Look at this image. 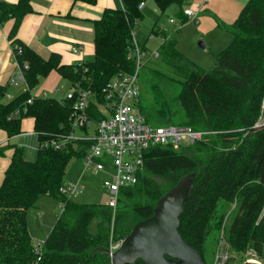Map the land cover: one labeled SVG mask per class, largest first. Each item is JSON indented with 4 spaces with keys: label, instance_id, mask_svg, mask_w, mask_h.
<instances>
[{
    "label": "trees",
    "instance_id": "16d2710c",
    "mask_svg": "<svg viewBox=\"0 0 264 264\" xmlns=\"http://www.w3.org/2000/svg\"><path fill=\"white\" fill-rule=\"evenodd\" d=\"M78 1L95 4L97 0ZM119 1L120 5L106 6L99 17L91 18L93 57L62 63L57 52L50 51L43 57L16 36L24 15L34 11L31 0H0V27L12 19L7 36L26 86L4 100L8 82L0 83V128L8 137L21 132L24 117H32L39 142L70 133L75 96L56 98L31 93L39 78L52 70L70 87L89 89L93 98L88 112L95 120L101 117L96 102L103 100L106 83L113 75L134 69L127 50L132 44L131 31L143 16L138 8L143 0ZM153 1L163 11L170 3L181 5L185 0ZM182 15L187 17L183 9ZM226 29L232 38L213 55L209 70L183 55L170 35L159 45L158 59L173 75L148 71L153 101L142 102L141 89L140 111L145 120L215 132L178 149L171 145L148 147L137 181L119 189L114 209L105 203L77 202L58 190L68 162L83 154L88 141L79 151L74 140L59 148L46 145L37 149L33 159L26 158L22 146L10 143L13 153L0 183V264H111L105 252L110 243L122 239L137 221L151 215L157 198L192 171H196L193 187L179 216L182 237L203 259L206 238L223 222V203L235 201L237 211L228 228L230 247L240 252L252 245L261 252L264 124L254 123L264 111V0H245ZM150 31L165 35L158 28ZM42 195L56 198L61 210L38 246L31 241L26 212ZM93 219L95 229L90 231ZM243 260L244 256L235 264Z\"/></svg>",
    "mask_w": 264,
    "mask_h": 264
},
{
    "label": "built area",
    "instance_id": "2783aa9c",
    "mask_svg": "<svg viewBox=\"0 0 264 264\" xmlns=\"http://www.w3.org/2000/svg\"><path fill=\"white\" fill-rule=\"evenodd\" d=\"M143 1L138 3L141 9ZM183 13L191 19L195 18V11L186 7ZM174 22L173 18H169ZM131 31L132 44L127 50V57L131 58L134 69L131 72H122L113 75L103 91V100L96 102V109L101 113L98 119L92 118L88 112L90 100L93 94L89 89L72 86L66 92L63 98H72L73 110L70 116L71 131L67 135L58 138H52L49 141L38 143V148L51 145L59 148L65 145L69 140L77 142L88 141L86 149L81 157L80 172L76 179H64L58 190L68 198H74L81 192V179L88 170L103 174L100 180L101 188L107 194L105 204L112 209L115 208L119 189L137 181L138 173L143 170L144 151L153 145H171L178 149L183 144L193 143L204 139L214 130L195 129L189 125L166 123L152 124L145 120L140 111L141 85L139 82L140 68L146 59L159 56V46L147 52L133 37ZM148 37L159 40V45L169 37L164 34H154L149 31ZM73 51H77L78 46H72ZM12 59L15 63L14 77L10 79V84L20 85L25 89L22 72L18 67L13 54ZM31 98L27 99L30 102ZM17 114V111L15 112ZM262 114V113H261ZM259 115L254 126L264 124V119ZM81 129L82 133H75V129ZM121 240V239H120ZM120 240L111 242L109 249L117 247ZM222 242L221 251L216 255L215 264H227L228 243L223 234L220 236ZM40 246L41 244H36ZM256 249L249 247L245 250L243 261H254L262 263L259 255H256Z\"/></svg>",
    "mask_w": 264,
    "mask_h": 264
},
{
    "label": "rangeland",
    "instance_id": "374dc122",
    "mask_svg": "<svg viewBox=\"0 0 264 264\" xmlns=\"http://www.w3.org/2000/svg\"><path fill=\"white\" fill-rule=\"evenodd\" d=\"M244 2L245 0H185L181 5L176 2L170 3L163 11H160L153 0H143L144 6L141 10L143 16L133 27V37L140 45L145 46L147 52L152 51L159 46V40L157 38H149L148 33L152 28H158L175 40L177 49L183 55L200 65L203 69L209 70L214 64L213 55L230 42L232 34L226 29V25L231 23L236 17ZM114 4H118V0H114ZM186 7L196 12L194 19L188 16L185 18L182 15V9ZM169 18H173L174 22H170ZM201 43H203V46ZM151 69H156L160 74L173 75L171 69L164 65L158 59V56L146 59L139 73V82L143 90L142 102L146 104H151L153 101L149 87L151 80L148 77V71ZM41 79L42 77L39 78V81ZM59 86L61 88L54 93L55 95L48 93V96L57 97L66 90L65 85L60 83ZM62 88L65 89L62 90ZM167 93L169 92L167 91ZM261 117L264 119V111ZM78 130L80 131L81 129H75L77 134ZM34 136L23 135L19 142V145L24 148L25 154L27 153L30 159L35 157L38 149L39 141L36 138V133H34ZM27 146H33V149H28ZM84 146L85 144L82 143L83 149ZM74 147L78 148L79 151L80 145L74 144ZM71 166L72 163L69 162L65 171L67 180L78 178L80 172V167L77 173H74V170H69ZM102 177L103 174L99 172L95 173L92 170L85 172L84 177L81 179V192L72 199L83 203H105L107 194L100 186ZM155 179L159 180L156 177ZM60 210L59 201L47 195L39 197L35 204L27 209L26 222L34 245L43 243L50 226L53 225ZM221 211L224 213V218L220 229L206 238L205 241V249L203 251L205 264H215L216 255L223 246L220 241L221 234H223L224 239L228 243L229 256L227 264H235L242 255H245V250L252 246L248 245L240 252H236L230 247L228 228L237 211V204L235 201L223 203ZM95 223V219L90 222L88 226L90 231H94ZM256 253L263 260L262 263H264V247H262L261 252L257 251Z\"/></svg>",
    "mask_w": 264,
    "mask_h": 264
},
{
    "label": "crops",
    "instance_id": "0c3cea01",
    "mask_svg": "<svg viewBox=\"0 0 264 264\" xmlns=\"http://www.w3.org/2000/svg\"><path fill=\"white\" fill-rule=\"evenodd\" d=\"M5 1L14 2L15 0ZM31 5L34 11L24 15L16 36L43 57H47L50 51H54L60 55V62L73 63L93 57L91 18L99 17L102 9L106 6L120 5V1L118 0V4H114V0H97L95 4H87L78 0H31ZM11 24L12 19H9L0 27V83L8 82L4 100L11 99L22 90L20 85L10 84L15 69V63L11 56L12 46L7 36ZM75 45L78 46L77 51L71 49ZM60 83L66 86V90L56 98H63L70 89V85L55 70L42 77L39 83L31 89V93L33 91L32 94L47 96L48 93H52L55 95L54 93L61 88ZM21 127V132L11 137H8L6 131L0 128V183L14 149L13 146H9L10 143L19 145L23 135L34 136L32 117H24ZM79 133H82L81 130H78ZM75 144L80 145V149L82 148L81 142ZM27 148L33 149V146H27ZM82 155H76L70 159L69 162L72 163V166L69 170H74V173H77ZM25 156L29 158L27 153ZM66 177L65 172V179Z\"/></svg>",
    "mask_w": 264,
    "mask_h": 264
},
{
    "label": "water",
    "instance_id": "95a60500",
    "mask_svg": "<svg viewBox=\"0 0 264 264\" xmlns=\"http://www.w3.org/2000/svg\"><path fill=\"white\" fill-rule=\"evenodd\" d=\"M195 174L192 171L179 178L157 198L151 215L137 221L115 249H105L111 264H205L178 230L182 206L191 193Z\"/></svg>",
    "mask_w": 264,
    "mask_h": 264
},
{
    "label": "bare ground",
    "instance_id": "6f19581e",
    "mask_svg": "<svg viewBox=\"0 0 264 264\" xmlns=\"http://www.w3.org/2000/svg\"><path fill=\"white\" fill-rule=\"evenodd\" d=\"M181 147V146H180Z\"/></svg>",
    "mask_w": 264,
    "mask_h": 264
}]
</instances>
